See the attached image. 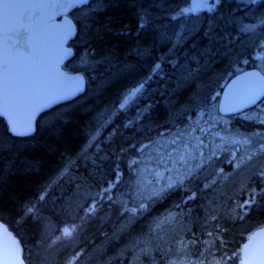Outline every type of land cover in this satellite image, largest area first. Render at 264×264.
<instances>
[{
    "label": "trees",
    "instance_id": "1",
    "mask_svg": "<svg viewBox=\"0 0 264 264\" xmlns=\"http://www.w3.org/2000/svg\"><path fill=\"white\" fill-rule=\"evenodd\" d=\"M190 1L93 0L75 9L74 56L64 69L85 76L84 92L42 113L30 136L11 135L0 117V220L18 238L27 264H130V246L147 239L152 218L166 211L188 217L195 239L212 231L204 224L231 189L207 194L196 188L191 201L175 188L129 225L119 220L121 204L135 206L131 192L124 193L125 162L134 159L125 149L167 135L201 113L219 117L225 83L257 68L244 57L264 37V0H218L211 12L181 14ZM118 178L111 198L98 201ZM257 198L243 214L221 223L218 235L232 251L264 225V193ZM93 203L96 211L86 216ZM72 224L77 232L61 239L63 227ZM146 247L153 248L150 242Z\"/></svg>",
    "mask_w": 264,
    "mask_h": 264
},
{
    "label": "rangeland",
    "instance_id": "2",
    "mask_svg": "<svg viewBox=\"0 0 264 264\" xmlns=\"http://www.w3.org/2000/svg\"><path fill=\"white\" fill-rule=\"evenodd\" d=\"M253 1L260 2L262 0ZM195 4L196 0H191L185 7L191 9V11L184 13V15H197L205 11L211 12L218 4V0H206V6L203 7H196ZM256 46L254 52L249 53L244 58H247L246 61L251 60V64L264 72V37L260 44L257 43ZM173 140L176 141L175 144L171 143ZM261 144H264V101L255 109L231 120L218 117L215 113H201L191 123L178 127L176 130L173 128L167 135L163 134L145 144L126 148L127 152L132 151L133 160L139 161L138 164H133L132 159L125 162L129 176L128 178L125 174V179L128 181L129 188L124 193L131 192V202L135 205L123 203L120 206L124 215L119 220H123L126 225L134 222L138 217L144 215L148 208L152 207L155 201L159 199V197L153 195L154 190L163 187L168 182L169 177L176 184L175 188L185 190L189 197L193 194L195 196L196 188L207 192V194H220L227 191V189H231L230 194H222L224 196L221 200H225V202L222 203L221 207L216 208L218 210L215 209L214 215L210 216L212 218L207 219L209 223L204 224H208L212 228V231H210L212 233L211 237L207 233H204L205 235L200 239L191 237L188 231L189 218L186 216L179 218L173 211H166L152 218L149 229L150 234L147 239H140L136 244H132L134 246H130L134 256L129 263L168 264V261H175L176 264H180L183 260L185 264H197L198 261L203 260L204 264H208V260L213 257L219 259L224 253L231 256L234 252L231 249L232 247L224 244L222 235L220 236L218 233L221 230L223 221L230 217L233 219L246 211L245 208L238 207L239 205L253 196L256 203L258 193H264V177L260 175L264 172V151L260 150ZM143 145H150V147L141 152L139 149ZM159 145H163L169 151L171 149L178 150L172 152V162L165 160L172 171L163 172L162 169H159L164 177L163 179L154 178L151 173L145 171L152 163L151 156L154 154V148ZM189 149H192L190 158L186 159V163H180L177 156L188 152ZM249 156H252L251 160H248ZM188 169L195 171L196 175L190 179H183ZM116 171L120 177V168L116 167ZM181 179H183V185L177 183ZM120 180L121 178H118V180L111 182L105 188L108 191L104 189L99 194L98 201L109 198L112 189ZM149 180L152 182L147 183ZM205 192L204 194H206ZM210 202L208 201V203ZM255 203L249 207L251 208ZM141 204L146 207L141 209ZM225 204L227 205L224 206ZM92 205L98 207V203ZM133 209L136 210L135 215L131 211ZM187 211L190 214L192 212L190 208ZM169 213L175 216L176 219L171 228L167 230L165 239L161 241L158 234L152 232V228L157 218L166 216ZM61 239L65 240V238ZM213 239H215L214 246L210 250H206L207 245L204 241L211 242ZM181 241L185 243L186 247L181 245ZM192 241L195 243H191ZM146 242H150V246L153 247L148 255L141 252V249L146 248ZM182 247L183 251H181ZM201 253H203V256H201ZM228 264H235V262L229 260Z\"/></svg>",
    "mask_w": 264,
    "mask_h": 264
},
{
    "label": "snow or ice",
    "instance_id": "3",
    "mask_svg": "<svg viewBox=\"0 0 264 264\" xmlns=\"http://www.w3.org/2000/svg\"><path fill=\"white\" fill-rule=\"evenodd\" d=\"M87 3V0H0V115L8 117L9 131L16 136H27L34 131L33 117L42 109L49 107L52 103L73 96L82 91L83 80L76 78L75 86L68 90L63 87V82L70 79L59 71L60 60L62 56L53 62L48 49L45 46V37L39 30L45 23L43 15L33 20L37 11L50 7H75L79 4ZM196 7L206 6V0H196ZM191 11V9H182L181 14ZM14 33L15 39L9 35ZM71 28L68 29V34ZM23 38L26 48L21 51L17 48ZM12 41L10 44L9 41ZM15 49V51H14ZM157 67H159L157 65ZM143 84L134 88L120 103V108H125L131 100L142 90ZM264 95V78H261V90L253 92L249 97L250 103H255L259 96ZM175 144L176 141H171ZM202 143V141H201ZM150 145H143L139 151L143 152ZM187 147V145H185ZM260 150L264 151V144L260 145ZM177 149H165L163 145L154 148V154L151 156L152 163L145 169L152 174L154 178L163 179V172H171L165 160L172 162V152ZM192 149L188 152L179 154L177 160L184 164L186 159L190 158ZM252 156L248 157L251 160ZM133 164H138V160H133ZM196 175V172L188 169L183 179H190ZM264 177V172L260 173ZM183 179L177 183L183 185ZM149 180L147 183H151ZM176 184L169 177L168 182L158 189H155L153 195L162 198L170 189L175 188ZM108 191V189H105ZM111 197H109L110 199ZM194 194L189 197L193 199ZM255 203V197L239 205L240 208H249ZM146 206L140 205L141 209ZM33 209H27L31 213ZM96 211L95 205L86 210L85 215ZM135 215V209L131 210ZM214 218V217H213ZM242 218V217H241ZM176 217L169 213L166 216L157 218L154 222L152 232L158 234L159 239L163 241L167 235V230L171 228ZM78 225H65L61 230V237L71 239L78 230ZM0 264H25L23 258V249L19 240L8 230L7 227L0 225ZM212 236V233H207ZM59 239V238H58ZM186 247L183 241L180 242ZM191 243H195L192 241ZM207 245L206 250H210L215 239L211 242L204 241ZM183 247L181 251H183ZM151 249L144 248L141 252L145 255L151 253ZM203 256V253H201ZM232 260L235 264H264V225L258 230L247 236V243L240 246L239 251H234L231 256L224 253L219 259L213 257L208 260V264H228ZM69 264H75L70 261ZM168 264H176L175 261H168ZM180 264H185L182 260ZM197 264H204V261H198Z\"/></svg>",
    "mask_w": 264,
    "mask_h": 264
},
{
    "label": "water",
    "instance_id": "4",
    "mask_svg": "<svg viewBox=\"0 0 264 264\" xmlns=\"http://www.w3.org/2000/svg\"><path fill=\"white\" fill-rule=\"evenodd\" d=\"M91 1L93 0H87V3L79 4L75 7H55V6L50 7L43 10V12L37 11L35 16L33 17V20H35L36 17L41 15L45 17V23H43L40 26L39 30L43 33L45 37V46L50 53L52 61L54 62L55 59L60 56L63 57L60 60L59 71L64 76L70 78L63 82V87L68 90H71L75 86L74 84L75 79L78 77L82 78L83 85H82V91H80L79 93L67 97L65 99L58 100L52 103L49 107H46L42 109L39 113H37L33 117L34 131L30 135L34 134L36 130L37 119L42 113L60 104L70 102L76 99L85 90V86H86L85 76L81 73L67 72L63 67L65 63L68 62L74 56V48L70 45V43L75 38L77 33L76 24L74 20L71 18L70 13L77 8H81L82 6L88 4ZM69 28H71L70 34H68ZM9 35L12 36L13 39H15L14 33L9 32ZM9 43L11 44L12 41L10 40ZM16 47L21 49V51H23L26 48L23 38H21L20 45H17ZM261 78H264V73L258 68L246 69L232 76L225 83V85L223 86L220 92L217 103L218 114L224 117L238 115L260 104L264 100V95L259 96V98L256 100L255 103H250L249 97L253 94V92H258L261 90ZM0 117L3 118L4 121L6 122L9 131L8 117L4 115H0ZM9 133L13 135L11 131H9ZM16 137H25V136H16ZM0 225L7 227L8 230L14 235L13 231L10 230L9 227L1 220H0ZM0 231H2V229H0ZM245 243H247V239L243 242V244ZM23 258H24V252H23ZM25 264H27L26 261Z\"/></svg>",
    "mask_w": 264,
    "mask_h": 264
}]
</instances>
